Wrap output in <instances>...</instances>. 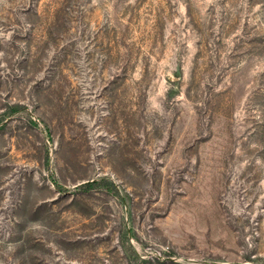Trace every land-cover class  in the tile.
I'll list each match as a JSON object with an SVG mask.
<instances>
[{
	"label": "rangeland",
	"instance_id": "obj_1",
	"mask_svg": "<svg viewBox=\"0 0 264 264\" xmlns=\"http://www.w3.org/2000/svg\"><path fill=\"white\" fill-rule=\"evenodd\" d=\"M0 264H264V0H0Z\"/></svg>",
	"mask_w": 264,
	"mask_h": 264
},
{
	"label": "trees",
	"instance_id": "obj_2",
	"mask_svg": "<svg viewBox=\"0 0 264 264\" xmlns=\"http://www.w3.org/2000/svg\"><path fill=\"white\" fill-rule=\"evenodd\" d=\"M94 184H96V182H89V183H87V184H85V187H88V186H90V185H94Z\"/></svg>",
	"mask_w": 264,
	"mask_h": 264
}]
</instances>
